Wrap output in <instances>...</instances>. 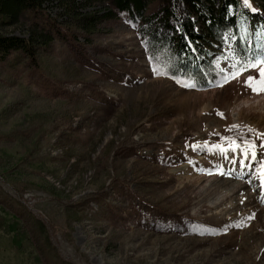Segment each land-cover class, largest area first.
Returning a JSON list of instances; mask_svg holds the SVG:
<instances>
[{"label":"rangeland","instance_id":"1","mask_svg":"<svg viewBox=\"0 0 264 264\" xmlns=\"http://www.w3.org/2000/svg\"><path fill=\"white\" fill-rule=\"evenodd\" d=\"M104 11L53 2L0 30L49 37L0 60V264H264V91L245 83L264 57L226 34L208 85L156 75L136 22Z\"/></svg>","mask_w":264,"mask_h":264},{"label":"trees","instance_id":"2","mask_svg":"<svg viewBox=\"0 0 264 264\" xmlns=\"http://www.w3.org/2000/svg\"><path fill=\"white\" fill-rule=\"evenodd\" d=\"M95 1L104 5L106 18H132L150 57L168 74L187 76L198 86L215 77L213 51L226 34L242 58L264 57V0H248L250 6L245 0H0V30L27 15L38 17L53 2L73 15ZM154 2L157 7L149 11ZM92 16L83 18L85 28L93 25L97 14ZM40 38L49 41L36 31L27 37L0 31V60L17 51L35 58Z\"/></svg>","mask_w":264,"mask_h":264},{"label":"snow or ice","instance_id":"3","mask_svg":"<svg viewBox=\"0 0 264 264\" xmlns=\"http://www.w3.org/2000/svg\"><path fill=\"white\" fill-rule=\"evenodd\" d=\"M245 4L250 6L248 4V0H245ZM255 10V9H253ZM152 59V58H150ZM248 67L251 68H257L259 70L260 78L257 80L255 77L249 75L245 83L252 89L253 92H261L264 91V58L257 59L254 62H249ZM244 69H239L235 75H239L240 71H243ZM153 74L156 75H167V71H160L157 67L152 68ZM235 78V77H233ZM179 82V81H178ZM185 87H191L194 85L191 84H185ZM238 127V126H234ZM251 131V129H249ZM228 143L227 146L224 145H214V148H218L221 153L226 154L229 151L237 152L239 151L245 158L251 157V159L255 160L257 153L255 151L256 145L248 140H243L242 142L236 140V139H230L228 137L224 138ZM261 147H264V145H261ZM259 179L261 180L262 186H264V163H261L259 168L257 169Z\"/></svg>","mask_w":264,"mask_h":264},{"label":"bare ground","instance_id":"4","mask_svg":"<svg viewBox=\"0 0 264 264\" xmlns=\"http://www.w3.org/2000/svg\"><path fill=\"white\" fill-rule=\"evenodd\" d=\"M249 186V185H248Z\"/></svg>","mask_w":264,"mask_h":264}]
</instances>
